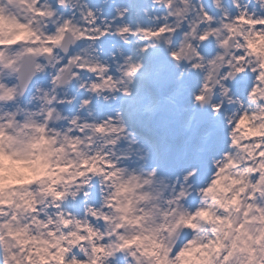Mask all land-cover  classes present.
Instances as JSON below:
<instances>
[{"label": "snow or ice", "instance_id": "obj_1", "mask_svg": "<svg viewBox=\"0 0 264 264\" xmlns=\"http://www.w3.org/2000/svg\"><path fill=\"white\" fill-rule=\"evenodd\" d=\"M0 264H264V0H0Z\"/></svg>", "mask_w": 264, "mask_h": 264}]
</instances>
